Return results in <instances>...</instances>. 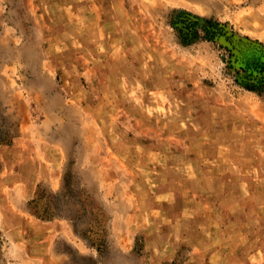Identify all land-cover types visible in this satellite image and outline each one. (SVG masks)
I'll return each mask as SVG.
<instances>
[{"label":"rangeland","instance_id":"1","mask_svg":"<svg viewBox=\"0 0 264 264\" xmlns=\"http://www.w3.org/2000/svg\"><path fill=\"white\" fill-rule=\"evenodd\" d=\"M214 25L264 58V0H0V264H264V70Z\"/></svg>","mask_w":264,"mask_h":264},{"label":"trees","instance_id":"2","mask_svg":"<svg viewBox=\"0 0 264 264\" xmlns=\"http://www.w3.org/2000/svg\"><path fill=\"white\" fill-rule=\"evenodd\" d=\"M215 29H218V33H213L209 31L208 29L204 28V32L208 36H222L223 41L228 45V49L230 51L231 56V62L234 63L237 66L243 67L245 69H256L259 72H262L264 70V58L260 51L252 44H248V48L252 49V53L255 55L254 57H250L248 61H245L244 63L241 62L238 58L239 50L234 44L232 35L228 34L227 31L223 28V26L214 25ZM250 63V64H249ZM37 205H35L36 208ZM41 214L45 217L49 216L50 210L47 208L42 209Z\"/></svg>","mask_w":264,"mask_h":264}]
</instances>
